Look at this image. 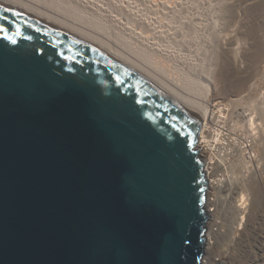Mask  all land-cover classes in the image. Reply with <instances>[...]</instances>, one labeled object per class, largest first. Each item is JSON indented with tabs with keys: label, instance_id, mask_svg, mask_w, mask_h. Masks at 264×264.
<instances>
[{
	"label": "water",
	"instance_id": "water-1",
	"mask_svg": "<svg viewBox=\"0 0 264 264\" xmlns=\"http://www.w3.org/2000/svg\"><path fill=\"white\" fill-rule=\"evenodd\" d=\"M199 121L0 2V264H200Z\"/></svg>",
	"mask_w": 264,
	"mask_h": 264
},
{
	"label": "bare ground",
	"instance_id": "bare-ground-1",
	"mask_svg": "<svg viewBox=\"0 0 264 264\" xmlns=\"http://www.w3.org/2000/svg\"><path fill=\"white\" fill-rule=\"evenodd\" d=\"M73 1L61 0L58 3V0H0L5 5L19 9L68 31L81 40L102 50L158 87L176 104L193 115L200 123L197 135L198 141L195 147L198 149L199 157L204 162V174L208 180L207 199L205 201L208 214V222L206 223L208 239L203 248L206 255L203 261L201 260V264H264V224L262 221L264 218V161L261 166H258L260 160H264V135L262 133L264 130V113L262 112V115L256 116V112L258 113L259 111L256 110L255 112L254 105L250 104L253 108L247 109L249 111L244 109L248 113L242 112L241 114L246 123L242 124L240 121L241 117L238 118L235 117V114L233 115V109L231 110V107L227 106L229 103L224 102L225 97L221 96L224 93H226L224 96L227 93L238 95L245 88L248 90L247 86L248 83L251 84L253 81H250V79L253 71L257 68L256 64L260 59L264 58V55H262L264 54L263 39L261 45L252 42L250 39V43L258 45L255 48L253 47V50L251 48L252 51L250 52L248 51L249 49L247 50L250 54L248 52L244 53L246 54L245 57L243 56L246 59V70H239L235 63L236 59L230 55L237 53V51L235 53L236 49L230 47L232 43L234 44V40H237V37H234L236 36L234 35L235 32L238 31L240 34L241 31L242 35L247 34L246 36H248L249 27L252 31L250 25L255 24L252 23L255 19L251 16L252 19L250 20H254L251 22L248 20L249 18L246 20L245 18H240L242 16L240 14V27L236 26L237 29L233 28L236 30L232 29L234 32L231 30L229 37L225 36L226 42L224 43L227 45L223 47L225 54L223 53L224 60H221L226 65L234 64V67H231L234 69L230 71L229 75V72H223L227 73L229 82L226 79V84L228 82L227 86H225L226 84L223 86L225 81L220 86L219 83H222V81L219 82L218 80L220 79H217L215 74V76L212 75L211 70L212 74L204 70L206 72L205 74L203 73L205 81L202 82L199 78L202 75L198 76V73H194L191 69L196 65L191 67L189 65L187 68L183 62L185 66L182 67L180 64H177L179 62L174 63V60H171L172 58L169 59V54L167 53L168 55L166 56L163 50H161L163 53L156 54L155 51L160 50L158 47L156 48L157 50H153L154 43H152L153 46L151 47L146 40L143 42L144 40L141 38H139L141 39L140 43L136 42L132 37L127 36L128 34L126 35L118 27H115L117 23L114 24V21L112 24H109L107 20H98L94 16L89 15L87 19L83 18L86 14L78 10L74 11V7L70 5L74 4ZM244 1L245 4L243 5L240 4V1L237 3L235 0H225L222 2L218 8L219 14L217 18L221 21L219 23L228 28L234 25L232 24L233 22L239 23L238 16L236 15L241 9L244 11L243 15L246 12L248 13L249 10L251 13L252 0L248 1L250 3L247 2V4L246 0ZM260 1L257 0V3H260ZM67 7H71L72 9ZM246 14L244 15L245 17ZM258 20L257 22L260 24ZM251 35L253 34L251 33ZM261 41L259 42L261 43ZM258 54H261L263 57H260ZM211 69L213 70V65ZM220 76L222 77V75ZM223 80L225 79L223 78ZM257 120L261 122H257ZM260 124L262 127H258ZM242 125H247L252 132L249 131V135L247 134L244 137L237 135L234 130ZM235 133L236 136L233 135ZM242 137L244 138L243 140L241 139ZM247 149H249L248 152ZM244 172L252 174L251 178L248 177L249 179L247 178L246 180ZM239 174L244 175L242 176L243 178Z\"/></svg>",
	"mask_w": 264,
	"mask_h": 264
},
{
	"label": "rangeland",
	"instance_id": "rangeland-1",
	"mask_svg": "<svg viewBox=\"0 0 264 264\" xmlns=\"http://www.w3.org/2000/svg\"><path fill=\"white\" fill-rule=\"evenodd\" d=\"M60 1L61 0H58V3H60ZM69 1L72 2V0H69ZM224 1L225 0H74L73 1L74 4H70V5L74 7V11L78 10V11L82 12L83 14H86V16L83 17L85 19H87V16L89 15V16H94L98 20H107L109 22V24H112L114 21L115 22L114 24L117 23V25L115 27H118V29L123 31V33H125L126 35L128 34L127 36L132 37L133 40H136V42L140 43V40L143 39L144 40L143 42H145V40H146L148 45H151V47L153 46L152 43H154V46H156V47L153 46L152 47V48H154L153 50H157L156 49L157 47L160 50V51H155L156 54H158V53L161 54L164 51L166 56L169 54L168 55L169 59L172 58L171 60L172 61L174 60L173 61L174 63L179 62L177 64H180L182 67L185 66L183 64V62L186 64L187 68L189 65H190L189 67L196 65L195 66L196 68L193 67L191 69L193 70L194 73L195 72L198 73V76L202 75L201 77H199L202 82L205 81V79H204V76H205L204 74L206 73L205 71L210 72V70H211V72L213 74L211 72H210V74H212V75L215 74L217 76V79H220L218 81L219 82L222 81V83H219L220 86L225 81V83L223 84V86H224L226 84V81L228 80V75L231 73L230 71L232 69H234V68H231V67H234V64L233 65H226L224 61L222 63V60H224V55H223V53H224L223 49L224 48L223 47L227 45V44L225 45V43H224V42H226V37L227 36L229 37V35H231L230 31L233 28H236V26L240 27L241 24H240L239 17L241 15L242 16L240 18H243V19L245 18V20L247 18H249L248 20H250L252 18L255 19V21L250 20L251 22L254 21V22H252V23H255L254 25L253 24L250 25V23H249V25L252 28V31L250 30V27H249L248 36L250 35L252 38L250 36H249L250 38L248 36H246L247 34L246 35L243 34L244 35L243 36L241 31H240V34L238 33V31H236L235 34L232 33V34L236 35L234 37H237L236 38L237 40L236 41L234 40V44L232 43V45L230 47L236 49L235 53H236V51H237V53L236 54L232 53L230 55L234 56V58L236 59V62L235 61H233V62H235L237 64L239 70L240 69L246 70L247 69V65H246V61H245L246 59L244 58L246 54H244V53H246L248 51L249 52L252 51L255 48V46H257L258 44L261 45L263 43V40H264V21H263V23H261V21L264 20L263 19L264 18L263 17L264 16V0H261V1L258 0V1H260V3L259 2L257 3V0H252V1L256 2V3H254L251 1L252 8H250V9H251L252 14L250 13V10H249L248 13L246 12L247 14L244 13V15L246 14V17H245L243 15L244 11H243V9H241V11L239 13L237 12V15H236V16H238V20H239V23L237 22L238 25H237V23L233 22L232 24H234V25H232L231 27H228V28L225 27V25L223 26V24L219 23L221 21H219L218 20L219 18H217L218 14H219L218 8H219V6H221L222 2H224ZM235 1H237V3H238V1H240L241 3L240 2L239 3L242 5L245 4L244 0H235ZM248 1H250V0H246V4ZM248 3H250V2H248ZM217 4H219V5H217ZM241 7L243 8V6H241ZM67 8H71V7H67ZM204 8H205V10H204ZM258 9H261V10L258 11ZM259 13L262 17L259 15ZM247 15L248 16L250 15V16L248 17ZM251 16H252V18H251ZM261 18H262V20L260 21ZM236 20H237V17H236ZM257 20L260 22V24L257 22ZM256 22H257V24H256ZM256 26H257V29H256ZM236 29H233V30L235 31ZM250 31L253 35H251ZM226 33H227V35H226ZM238 34L241 36H239ZM133 36L134 37L136 36L135 39ZM139 36H141V37H139ZM152 36H154V37H152ZM139 38H141V39H139ZM244 39H246V40H244ZM250 39L252 40V42L258 43V44L253 45V43H250V41H251ZM227 40H228V38H227ZM259 41H261V43ZM237 48H238V50H237ZM243 48H245L246 51ZM251 48H252V50H251ZM161 50H163V51H161ZM169 50H170V52H169ZM249 52H248V54H250ZM260 53H262V52H260ZM176 55H177V57H176ZM262 55H264V54H262ZM262 55L260 54L259 56L263 57ZM174 56L176 59L174 58ZM161 58H163V57H161ZM180 62H182V63H180ZM223 64H225V65H223ZM257 64H256L257 68L253 71L252 77L250 79V81H252V80L253 81L251 82V84L248 83V86H247L248 90L245 88V90H243L244 92L241 91V93H238V95L228 94V93L225 96H224V94H226V93H224V94L222 93L223 95H221V96L225 97L223 101L226 103H229L227 106H230L231 110L233 109L232 110V112L234 111L233 115L235 114L236 115L235 117H238V118L241 117L240 121L242 124L245 123L243 117L241 116L242 112L245 113L246 111H249L247 109H250L253 105H254L253 107H254L255 112H256V110L259 111L258 112L259 114L256 112V116L262 115L261 114L262 112L264 113V58L260 59L257 62ZM212 65H213V70L211 69ZM228 66H229V69H228ZM195 69H196V71H194ZM206 69H209V70H206ZM222 69H224V70H222ZM226 69H227V71H226ZM199 70H201V71H199ZM220 71H222L221 74H220ZM224 71L227 73L229 72L228 75H227V73H223ZM218 73L220 75H222V77ZM202 77H203V79H202ZM223 78L225 80H223ZM228 82H229V80H228ZM228 82H227V84H228ZM227 84L225 86H227ZM249 84H250V86H249ZM233 105H235L236 107ZM244 109L246 111H244ZM246 113H248V112H246ZM259 121L260 120H257V122H259ZM242 126L237 127V129H236L237 131L234 130V132H236L237 135L244 137L245 135L247 136L250 129L247 125L246 126L242 125ZM259 126L262 127L261 124L258 125V127ZM260 130H261V128H260ZM250 132H252V131H250ZM236 133L233 135L236 136ZM262 133L264 135V130ZM243 137L241 138L242 140L244 139ZM197 141H198V137H197ZM248 150L249 149H247V152H248ZM263 161L264 160H262V161L260 160V162H259L260 164L258 166H261ZM245 173L247 175L248 174L249 175L247 176ZM243 174L245 176L241 175V174H239V175L241 178H243L242 176H244V178L246 180L248 177L251 178V175H252L248 172H244ZM262 221L264 224V218ZM262 225H261V227H262ZM263 227H264V225H263ZM205 230L207 233L208 229L205 228ZM206 241H205V243H206ZM205 255H206V252L204 253V251H203L202 257L200 260L203 261ZM202 261H200V264Z\"/></svg>",
	"mask_w": 264,
	"mask_h": 264
},
{
	"label": "built area",
	"instance_id": "built-area-1",
	"mask_svg": "<svg viewBox=\"0 0 264 264\" xmlns=\"http://www.w3.org/2000/svg\"><path fill=\"white\" fill-rule=\"evenodd\" d=\"M203 166H204V162H203ZM203 170H204V167H203ZM204 177H205V174H204ZM205 180H206V190L208 189V180L206 179V177H205ZM206 198H207V191L205 192V201H206ZM204 206H205V204H204ZM205 214H206V221H205V227L207 228V226H206V223L208 222V214H207V207L205 206ZM208 239V237H207V234H206V240ZM206 244V243H205ZM203 251H204V249H203Z\"/></svg>",
	"mask_w": 264,
	"mask_h": 264
}]
</instances>
